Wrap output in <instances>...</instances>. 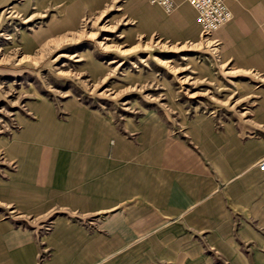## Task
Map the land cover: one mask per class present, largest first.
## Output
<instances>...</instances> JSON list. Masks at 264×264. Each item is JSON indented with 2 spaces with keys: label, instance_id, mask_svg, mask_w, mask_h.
<instances>
[{
  "label": "crops",
  "instance_id": "1",
  "mask_svg": "<svg viewBox=\"0 0 264 264\" xmlns=\"http://www.w3.org/2000/svg\"><path fill=\"white\" fill-rule=\"evenodd\" d=\"M225 3L214 49L264 80V0ZM170 18L179 34L198 26L183 2ZM66 112L42 115L46 132L9 181L23 210L55 214L52 229L0 218V264H264V92L242 124L199 116L175 130Z\"/></svg>",
  "mask_w": 264,
  "mask_h": 264
},
{
  "label": "rangeland",
  "instance_id": "2",
  "mask_svg": "<svg viewBox=\"0 0 264 264\" xmlns=\"http://www.w3.org/2000/svg\"><path fill=\"white\" fill-rule=\"evenodd\" d=\"M170 17L148 0H0V218L52 229L55 214H29L9 185L45 134L48 108L175 130L199 116L218 125L252 117L264 80L224 65L214 32L186 24L192 34H179Z\"/></svg>",
  "mask_w": 264,
  "mask_h": 264
},
{
  "label": "built area",
  "instance_id": "3",
  "mask_svg": "<svg viewBox=\"0 0 264 264\" xmlns=\"http://www.w3.org/2000/svg\"><path fill=\"white\" fill-rule=\"evenodd\" d=\"M180 0H148L152 5L159 6L165 13H172ZM193 8L195 20L203 36L211 35L221 26L229 22L232 13L225 0H184ZM259 170L264 171V157L257 163Z\"/></svg>",
  "mask_w": 264,
  "mask_h": 264
}]
</instances>
